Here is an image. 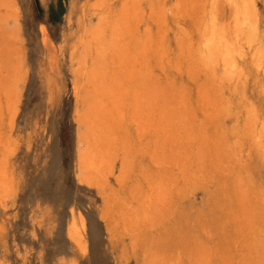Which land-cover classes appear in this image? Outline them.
I'll return each mask as SVG.
<instances>
[{"label": "bare ground", "instance_id": "bare-ground-1", "mask_svg": "<svg viewBox=\"0 0 264 264\" xmlns=\"http://www.w3.org/2000/svg\"><path fill=\"white\" fill-rule=\"evenodd\" d=\"M90 10L97 22L76 45L78 167L103 219L145 264H264V0ZM14 103L0 82L1 204L20 147ZM199 192L204 207L183 209ZM80 218L70 236L85 253Z\"/></svg>", "mask_w": 264, "mask_h": 264}, {"label": "rangeland", "instance_id": "rangeland-1", "mask_svg": "<svg viewBox=\"0 0 264 264\" xmlns=\"http://www.w3.org/2000/svg\"><path fill=\"white\" fill-rule=\"evenodd\" d=\"M94 1L0 0V82L15 91L20 138L10 159L14 193L0 203V264H145L103 219L102 195L79 181L76 45L97 22ZM203 198L190 196L183 209H202ZM80 217L85 253L70 236Z\"/></svg>", "mask_w": 264, "mask_h": 264}]
</instances>
